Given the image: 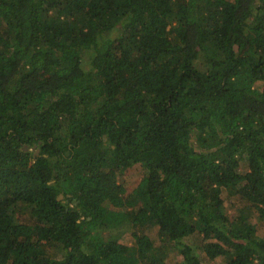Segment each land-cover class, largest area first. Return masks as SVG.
Here are the masks:
<instances>
[{"label":"trees","instance_id":"obj_1","mask_svg":"<svg viewBox=\"0 0 264 264\" xmlns=\"http://www.w3.org/2000/svg\"><path fill=\"white\" fill-rule=\"evenodd\" d=\"M263 220L264 0H0V264H264Z\"/></svg>","mask_w":264,"mask_h":264},{"label":"rangeland","instance_id":"obj_2","mask_svg":"<svg viewBox=\"0 0 264 264\" xmlns=\"http://www.w3.org/2000/svg\"><path fill=\"white\" fill-rule=\"evenodd\" d=\"M124 180H126V183L124 184L126 187V191L130 192L132 191L136 186L140 185L141 179H142V172L140 173V167L136 166L134 168H132L129 173L127 175L124 176ZM119 181H121V179H119ZM227 199L229 201H231L236 207L241 208L242 206L245 205L244 201L239 198L238 196H227ZM131 231L132 228L128 223H123L120 224L119 226L115 227V228H110V229H106L103 230L101 232V234H103L104 236H111V235H126L125 239H123V241H126L127 244H133L134 240L131 237ZM258 234L260 236H264V220L263 222L260 224V228H258ZM148 233L151 235V237L153 239H155L156 241H158L157 237H156V227H151L148 230ZM119 236V237H121ZM178 251L176 252V250H174V252L170 253L167 255L166 260L164 262V264H173L174 260L176 259L174 257V254L177 255ZM204 262L206 260H203Z\"/></svg>","mask_w":264,"mask_h":264},{"label":"water","instance_id":"obj_3","mask_svg":"<svg viewBox=\"0 0 264 264\" xmlns=\"http://www.w3.org/2000/svg\"><path fill=\"white\" fill-rule=\"evenodd\" d=\"M26 147H27V146L24 145V146L22 147V149L25 150ZM33 148H34V150H35V151H34V154H36V153L39 151V149L36 147V145H34ZM61 196H62V195H60L59 197H61Z\"/></svg>","mask_w":264,"mask_h":264}]
</instances>
